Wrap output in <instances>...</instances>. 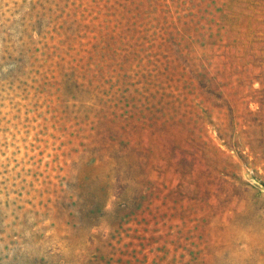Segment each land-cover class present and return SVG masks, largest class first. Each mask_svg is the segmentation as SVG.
Instances as JSON below:
<instances>
[{
    "label": "rangeland",
    "instance_id": "rangeland-1",
    "mask_svg": "<svg viewBox=\"0 0 264 264\" xmlns=\"http://www.w3.org/2000/svg\"><path fill=\"white\" fill-rule=\"evenodd\" d=\"M0 264H264V0H0Z\"/></svg>",
    "mask_w": 264,
    "mask_h": 264
}]
</instances>
